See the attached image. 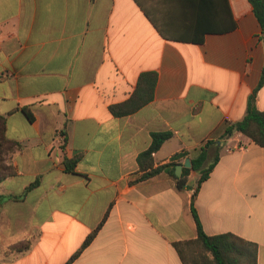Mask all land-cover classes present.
<instances>
[{"label": "crops", "instance_id": "1", "mask_svg": "<svg viewBox=\"0 0 264 264\" xmlns=\"http://www.w3.org/2000/svg\"><path fill=\"white\" fill-rule=\"evenodd\" d=\"M260 35L248 0H0V116L20 146L0 182V264H66L95 229L70 264H182L172 243L196 237L198 173L183 191L165 173L128 183L158 132L155 166L213 142L202 229L255 243L264 264V148L226 135L259 82ZM144 72L152 100L112 115Z\"/></svg>", "mask_w": 264, "mask_h": 264}, {"label": "trees", "instance_id": "2", "mask_svg": "<svg viewBox=\"0 0 264 264\" xmlns=\"http://www.w3.org/2000/svg\"><path fill=\"white\" fill-rule=\"evenodd\" d=\"M248 2L260 25V40L264 45V0H248ZM195 41L200 43L202 39L199 38ZM1 78L0 76V79ZM156 80L157 75L154 72H144L140 74L136 88L130 98L121 104L111 106L110 111L112 115L116 117L126 116L136 112L149 103L153 98ZM263 84L264 67L256 88L253 90L252 94L248 96L244 117L236 123L226 127V135L239 132L262 148H264V111H260L257 108L255 100L257 91ZM5 129L6 119L0 116V182L15 175L14 169L9 163V157L12 152L20 147L16 142L7 139L5 136ZM170 136L171 134L168 132L152 134L150 146L137 157L138 173H140V175H136L133 179H130L128 183L129 185H134L161 173H165L175 181V188L178 191H183L191 189L188 188L187 185L189 176L193 173H198V178L189 205L190 214L196 227V237L194 239L172 243L182 264H256L257 245L255 243L246 241L232 233L212 236L207 235L202 229V225L194 207V199L201 184L209 177L219 159L218 150H216L211 160L209 162L207 161V149L213 142H205L194 156L189 152L177 153L170 158V161L155 166L152 155L158 151L161 145ZM185 158H190V167L183 168L181 175L176 177L174 174L175 166L182 163ZM74 163V160H65L64 165L66 170L72 171ZM35 184L36 183H33L32 186ZM16 198L17 197H12V199ZM4 199V197L0 196V203ZM96 231L97 229L85 239L80 250L76 252L66 264H70L79 255L81 250L92 241Z\"/></svg>", "mask_w": 264, "mask_h": 264}, {"label": "water", "instance_id": "3", "mask_svg": "<svg viewBox=\"0 0 264 264\" xmlns=\"http://www.w3.org/2000/svg\"><path fill=\"white\" fill-rule=\"evenodd\" d=\"M190 167V158H186L183 163L177 164L175 166L174 174L176 177H179L181 175L183 168H189Z\"/></svg>", "mask_w": 264, "mask_h": 264}]
</instances>
